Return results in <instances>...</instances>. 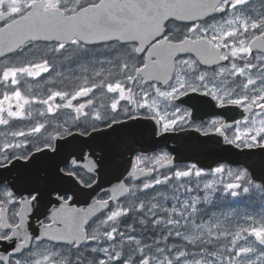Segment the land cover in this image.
I'll return each instance as SVG.
<instances>
[{"label":"snow or ice","instance_id":"snow-or-ice-1","mask_svg":"<svg viewBox=\"0 0 264 264\" xmlns=\"http://www.w3.org/2000/svg\"><path fill=\"white\" fill-rule=\"evenodd\" d=\"M44 73L75 84L22 91ZM0 89V264H264V0H0ZM212 102L241 118L196 126ZM146 120L254 159L177 168ZM217 193L260 211L202 217Z\"/></svg>","mask_w":264,"mask_h":264},{"label":"flooded vegetation","instance_id":"flooded-vegetation-1","mask_svg":"<svg viewBox=\"0 0 264 264\" xmlns=\"http://www.w3.org/2000/svg\"><path fill=\"white\" fill-rule=\"evenodd\" d=\"M72 68H75V65H71ZM62 72L65 73V75L69 74V66L65 64L64 67L60 69ZM52 75L55 76V72H52ZM48 73L42 74L41 77H38L36 79L28 78L27 81L24 83V86L22 88V91H24L28 95H37V96H45L47 94V90L49 87H64L68 83H72L73 85L75 84L74 81H65L64 84L60 83L59 78L57 79V84L55 86L50 85L46 81V77H48ZM29 85L31 86V91H29ZM2 91V89H0ZM183 99H187V97H184ZM98 102H107L104 97H100ZM193 103L199 104V101L193 100ZM177 104L180 103V101L176 102ZM183 107H188V105H183ZM37 110V106H33V115L35 116ZM194 117H198L195 120L196 126H200L202 124H207L210 120L212 119H223L225 122H232L233 119H240L241 118V111L237 109H221L218 107L214 106V102L209 103V104H200L197 106V109H192ZM153 128L158 129L159 125H155L154 122L150 120L144 121V125L142 128V131H149L152 132V137L155 138H160L163 135H154L153 134ZM187 131L190 132L194 138L192 139H182L181 138V144L187 143V144H195V145H200V146H218V147H231L230 145L226 144L223 140V137L219 135H211V136H204L203 132H195L192 128H186L185 130L177 131V132H183ZM152 143V142H151ZM178 143V142H177ZM174 141H171L170 144H177ZM138 149H140L141 153L146 154L148 156H154L156 154H159L161 152H168L171 156L174 157V153L165 145H159V146H141L140 144L137 145ZM130 156H124L123 158H118L120 162H125L127 159H129ZM192 163H196L194 161H182V162H174V165L177 168H184L186 165H190ZM198 167L203 168L200 166L198 163H196ZM218 164H225L228 167H234V168H239V167H244L242 165H233L227 161H218L213 167H216ZM119 172L123 171V167H117ZM205 170L209 168H204ZM117 172V171H116ZM168 173L167 168H161L159 170V174H165ZM118 174V172H117ZM143 179V178H141ZM138 182V181H137ZM109 181L104 182V187H109ZM160 187V186H158ZM167 195H171L170 189H164ZM185 197L181 195V199H184ZM229 198V197H228ZM216 205V206H215ZM230 206H233L229 204V200L227 198H224L221 196L220 193H217L213 197V203L211 204H206V205H200L201 208V213L200 215L204 218H207V216L212 215L216 216L218 212H224V211H231ZM241 206V209H251L253 206H249V201H247L245 198H241V201L237 205V207ZM207 207V208H206ZM134 219V218H133ZM133 222V220L131 221ZM35 225V223H33ZM171 243V241H170ZM4 251V247L0 246V252Z\"/></svg>","mask_w":264,"mask_h":264},{"label":"water","instance_id":"water-1","mask_svg":"<svg viewBox=\"0 0 264 264\" xmlns=\"http://www.w3.org/2000/svg\"><path fill=\"white\" fill-rule=\"evenodd\" d=\"M182 139H192L194 136L187 131L183 132H170L165 134L160 138L152 137V132L142 131L141 135L138 137L139 143L141 146H159L165 144L173 153H174V162L175 161H194L198 163L203 168H211L218 161H227L234 165H243L248 166L252 163L254 158L249 157L247 150H238L232 147H218V146H200L195 144H181ZM178 142L177 144L171 145L170 142ZM152 142V143H151ZM138 144L136 147L138 148ZM231 149V150H226ZM257 153L260 150H253ZM259 156L255 157L258 159ZM124 165L123 162L117 159L116 167H121ZM259 172V168H257ZM117 172L114 170L112 173L108 174L104 177L105 181H111V183H115V176ZM90 202V201H89ZM32 228H35L36 225L32 223Z\"/></svg>","mask_w":264,"mask_h":264},{"label":"rangeland","instance_id":"rangeland-1","mask_svg":"<svg viewBox=\"0 0 264 264\" xmlns=\"http://www.w3.org/2000/svg\"><path fill=\"white\" fill-rule=\"evenodd\" d=\"M231 167V166H230ZM231 168H233L234 170L235 169H239V168H243V167H239V168H234V167H231ZM231 197H227V199L229 200V203H231L232 201H234V199H230ZM236 199H238V198H236ZM230 208H231V211H224V212H218L217 213V215L216 216H214V217H219V218H221V219H223V216L225 215V214H233V213H235V212H239V213H243V212H245V211H247V212H253V211H260V209H259V207L258 206H256V205H254L253 207H251V210H246V209H241V208H239V207H237V206H230Z\"/></svg>","mask_w":264,"mask_h":264},{"label":"trees","instance_id":"trees-1","mask_svg":"<svg viewBox=\"0 0 264 264\" xmlns=\"http://www.w3.org/2000/svg\"><path fill=\"white\" fill-rule=\"evenodd\" d=\"M135 222V218L133 219V223ZM138 231H139V229H138Z\"/></svg>","mask_w":264,"mask_h":264},{"label":"bare ground","instance_id":"bare-ground-1","mask_svg":"<svg viewBox=\"0 0 264 264\" xmlns=\"http://www.w3.org/2000/svg\"><path fill=\"white\" fill-rule=\"evenodd\" d=\"M216 206V205H215ZM207 208V207H206Z\"/></svg>","mask_w":264,"mask_h":264}]
</instances>
